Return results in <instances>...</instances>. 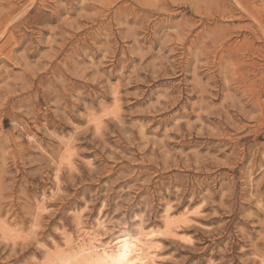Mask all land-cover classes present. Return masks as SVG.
Masks as SVG:
<instances>
[{
	"label": "rangeland",
	"instance_id": "rangeland-1",
	"mask_svg": "<svg viewBox=\"0 0 264 264\" xmlns=\"http://www.w3.org/2000/svg\"><path fill=\"white\" fill-rule=\"evenodd\" d=\"M140 228L264 264V0H0V264Z\"/></svg>",
	"mask_w": 264,
	"mask_h": 264
},
{
	"label": "bare ground",
	"instance_id": "bare-ground-1",
	"mask_svg": "<svg viewBox=\"0 0 264 264\" xmlns=\"http://www.w3.org/2000/svg\"><path fill=\"white\" fill-rule=\"evenodd\" d=\"M164 222L165 226L168 227V230L175 229L176 225L174 224V221L171 220V215L169 213L164 217ZM126 234L128 233L126 232ZM136 234V236H131L129 234L130 236L116 237L117 239L112 242L103 243L97 233L92 234L87 232L79 239L77 238V245L72 247L73 250L71 249V255L56 256L54 258V263L142 264L147 260H154V245L152 243V237L144 234L141 228Z\"/></svg>",
	"mask_w": 264,
	"mask_h": 264
}]
</instances>
